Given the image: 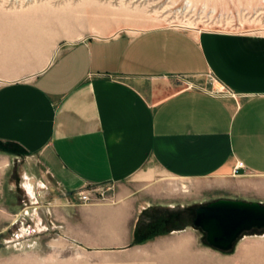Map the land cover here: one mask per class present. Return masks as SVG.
<instances>
[{
    "label": "crops",
    "instance_id": "crops-1",
    "mask_svg": "<svg viewBox=\"0 0 264 264\" xmlns=\"http://www.w3.org/2000/svg\"><path fill=\"white\" fill-rule=\"evenodd\" d=\"M0 145L4 157L25 152L54 195L51 219L40 217L67 249L58 264H80L83 249L106 264L201 258L189 211L206 200L160 201L154 168L225 179L241 161L237 172L255 182L245 196L219 197L264 203V32L157 25L71 42L37 72L0 78ZM87 184H112L114 201L79 202ZM15 255L48 264L40 251ZM233 257L264 260V233L241 235Z\"/></svg>",
    "mask_w": 264,
    "mask_h": 264
},
{
    "label": "rangeland",
    "instance_id": "rangeland-1",
    "mask_svg": "<svg viewBox=\"0 0 264 264\" xmlns=\"http://www.w3.org/2000/svg\"><path fill=\"white\" fill-rule=\"evenodd\" d=\"M86 1L0 0V78H20L35 73L71 42L91 36L104 37L157 25L192 30L218 28L264 32V0H89L93 4L87 5L86 10L72 12V18H75L71 19L70 26L65 25L67 29L61 26L63 21L61 25L57 24L58 4L64 7L65 4H85ZM208 83L206 78H181L177 84L206 87ZM19 151L10 152L11 156L4 157L5 150H0V262L11 261L16 264L15 253L34 250L48 257V264H58L62 259H58L57 254L60 251L65 255L67 249L57 244L56 231L49 229L47 224L42 225L40 217L44 214V220L51 219L53 211L48 209L54 195L46 191L48 185L36 178L37 165L25 152ZM235 174L237 176L225 179H180L164 175L154 168L155 179L157 177L159 181L156 184L162 186L158 194L160 201H178L181 198L197 201L201 198L208 202L219 196L247 195L250 181L255 182L254 179L241 177L238 172ZM173 226L170 224L165 228L167 230L158 235L166 237ZM194 230L197 243L192 250L208 252L201 258L122 259L127 264H242L240 259H234L233 249L222 251L209 246L204 242L203 231L200 228ZM249 233L264 232L255 229L243 234ZM160 247L161 244H156L152 249L158 250ZM105 259V254L83 249L80 264H106ZM263 262V259H254L250 264Z\"/></svg>",
    "mask_w": 264,
    "mask_h": 264
},
{
    "label": "water",
    "instance_id": "water-1",
    "mask_svg": "<svg viewBox=\"0 0 264 264\" xmlns=\"http://www.w3.org/2000/svg\"><path fill=\"white\" fill-rule=\"evenodd\" d=\"M192 226L205 233L209 246L228 251L244 232L264 229V203L219 197L195 207Z\"/></svg>",
    "mask_w": 264,
    "mask_h": 264
},
{
    "label": "built area",
    "instance_id": "built-area-1",
    "mask_svg": "<svg viewBox=\"0 0 264 264\" xmlns=\"http://www.w3.org/2000/svg\"><path fill=\"white\" fill-rule=\"evenodd\" d=\"M242 166V162L238 161L234 174L237 173V169ZM112 190V184H87L83 188L77 190L74 194L76 199L81 203L114 201V194Z\"/></svg>",
    "mask_w": 264,
    "mask_h": 264
},
{
    "label": "bare ground",
    "instance_id": "bare-ground-1",
    "mask_svg": "<svg viewBox=\"0 0 264 264\" xmlns=\"http://www.w3.org/2000/svg\"><path fill=\"white\" fill-rule=\"evenodd\" d=\"M81 2H83V0H80ZM41 2V1H40ZM43 2V1H42ZM59 2V1H58ZM75 3V4H71V5H68V4H65L66 6H64V7H67V8H64V7H62V5H57V9H58V14H57V17L59 18L58 19V21H59V23L57 22V24H60L62 21V25L61 26H63L64 27V29H67V28H65V25L67 24V26H70L71 24V19H73V18H75V17H73L72 18V12L73 11H75V10H86L85 8H87V5H89V4H93V1H92V3H90V1L89 0H87L86 2H85V4L84 3ZM252 2V1H251ZM47 3H49V2H47ZM95 3V2H94ZM29 4V3H28ZM42 5H46V4H43V3H41ZM251 4V3H250ZM56 5V4H55ZM91 5H89V6H91ZM46 6H48V5H46ZM49 7H47V9H48ZM52 8H54V7H51V9ZM29 10V9H28ZM55 10V9H54ZM57 11V10H56ZM99 11V10H98ZM28 12V11H27ZM39 12V11H38ZM51 13V12H50ZM49 13V14H50ZM74 13V12H73ZM28 14V13H27ZM26 14V15H27ZM53 14V13H52ZM53 15H55V14H53ZM24 16V15H23ZM56 16V15H55ZM74 16V15H73ZM32 17V16H31ZM39 17V16H38ZM47 19H48V17L47 16H45ZM44 17V18H45ZM51 17V16H50ZM57 17H55L56 19H57ZM67 20V21H66ZM76 20H77V18H76ZM65 23V24H64ZM28 24V23H27ZM64 24V25H63ZM59 25V26H60ZM32 35H34V34H32ZM37 35V34H36ZM32 38V37H31ZM33 39H34V37H33ZM36 39V38H35ZM30 39H28L27 41H29ZM29 44V43H28ZM1 61V60H0ZM46 66V64H44V65H42L41 67H40V69H42V68H44ZM24 231V230H23Z\"/></svg>",
    "mask_w": 264,
    "mask_h": 264
},
{
    "label": "trees",
    "instance_id": "trees-1",
    "mask_svg": "<svg viewBox=\"0 0 264 264\" xmlns=\"http://www.w3.org/2000/svg\"><path fill=\"white\" fill-rule=\"evenodd\" d=\"M1 145H2L3 147H4V146L6 147V144H1ZM1 145H0V146H1ZM3 147H0V148H2V149L4 150ZM14 151H18V152H20L18 148H16ZM190 211L192 212V214H191V216H190V217H191L190 220H191V222H192V218H193V216H194V214H195V208H192ZM253 230H255V229H253ZM251 231H252V230H251ZM259 231L264 232V229H259ZM202 233H204V232H202ZM203 238H204V242H205V244L209 245L208 242H207V240H206V238H205V233L203 234Z\"/></svg>",
    "mask_w": 264,
    "mask_h": 264
}]
</instances>
